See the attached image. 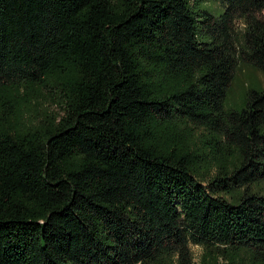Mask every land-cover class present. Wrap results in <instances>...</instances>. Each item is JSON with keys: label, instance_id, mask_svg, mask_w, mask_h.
<instances>
[{"label": "trees", "instance_id": "16d2710c", "mask_svg": "<svg viewBox=\"0 0 264 264\" xmlns=\"http://www.w3.org/2000/svg\"><path fill=\"white\" fill-rule=\"evenodd\" d=\"M241 65L264 0H0V264H264Z\"/></svg>", "mask_w": 264, "mask_h": 264}, {"label": "rangeland", "instance_id": "374dc122", "mask_svg": "<svg viewBox=\"0 0 264 264\" xmlns=\"http://www.w3.org/2000/svg\"><path fill=\"white\" fill-rule=\"evenodd\" d=\"M249 87H264V73L261 70L241 65L237 69L236 76L231 84L227 98V106H237L241 104L243 96ZM15 120L16 116L6 114L0 106V128L5 131H12ZM192 249L197 262L201 254V248L197 245H193Z\"/></svg>", "mask_w": 264, "mask_h": 264}]
</instances>
